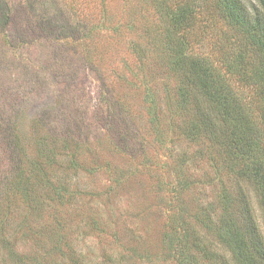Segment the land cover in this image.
<instances>
[{"label":"rangeland","instance_id":"374dc122","mask_svg":"<svg viewBox=\"0 0 264 264\" xmlns=\"http://www.w3.org/2000/svg\"><path fill=\"white\" fill-rule=\"evenodd\" d=\"M148 4L0 0V264H235L212 227L219 194L237 191L220 121L206 136L180 108Z\"/></svg>","mask_w":264,"mask_h":264},{"label":"trees","instance_id":"16d2710c","mask_svg":"<svg viewBox=\"0 0 264 264\" xmlns=\"http://www.w3.org/2000/svg\"><path fill=\"white\" fill-rule=\"evenodd\" d=\"M149 3L166 25L164 36L158 34L163 41L154 47L168 59V68L178 81L180 108L193 110L205 135L213 116L220 121L218 132L206 136L223 151V168L237 191L232 195L224 188L219 194L223 207L212 226L215 237L230 251L235 264H264V241L241 188L242 182L253 187L264 219V139L258 132L259 126L264 130V0ZM231 84L251 94L248 105L231 91ZM208 208V204L196 208L206 227L212 224ZM179 255L181 261L186 259L184 252Z\"/></svg>","mask_w":264,"mask_h":264}]
</instances>
